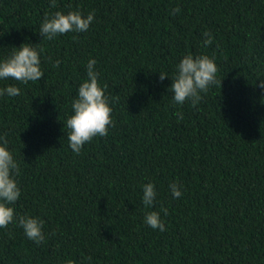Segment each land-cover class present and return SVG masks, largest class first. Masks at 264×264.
<instances>
[{
	"label": "trees",
	"instance_id": "obj_1",
	"mask_svg": "<svg viewBox=\"0 0 264 264\" xmlns=\"http://www.w3.org/2000/svg\"><path fill=\"white\" fill-rule=\"evenodd\" d=\"M56 4L0 0V61L25 43L43 49L41 80H0L20 89L0 96V136L20 168L10 206L45 221L39 244L16 223L0 228V264H264V0ZM56 11L95 19L49 41L39 30ZM186 55L218 68L195 107L168 90ZM92 59L115 127L77 155L64 124ZM147 183L157 193L151 207ZM151 211L165 231L144 222Z\"/></svg>",
	"mask_w": 264,
	"mask_h": 264
},
{
	"label": "clouds",
	"instance_id": "obj_2",
	"mask_svg": "<svg viewBox=\"0 0 264 264\" xmlns=\"http://www.w3.org/2000/svg\"><path fill=\"white\" fill-rule=\"evenodd\" d=\"M50 7H57L56 0H50ZM179 12L180 8L177 7L172 10L171 14L175 15ZM94 19V12L85 17L79 11H71L67 14L56 11L53 16L44 19L39 34L50 41L54 37L68 32H86ZM203 36L204 45H211V33L206 31ZM15 49L7 59L0 61V80L14 79L23 84L41 80L44 77L40 59L43 49L37 50L29 43L22 44ZM60 63L57 60L53 67L58 68ZM95 64L94 59L89 60L87 79L78 88V95L71 104L73 114L67 118L64 124L69 130L67 134L69 146L77 155L81 153L84 145L94 137L107 136L109 127H115L109 98L98 82L99 74L94 70ZM217 71L218 68L214 60L207 55L195 57L186 55L177 65L176 74L171 78L172 84L168 89L172 93L174 103L183 105L185 102L191 101L192 106L195 107L202 99L200 93H207L211 85L218 83L216 80ZM166 77H169L168 74L160 72L161 82ZM259 87L264 88V80H261ZM5 95L19 96L20 89L12 85L0 88V96ZM177 116L183 119L182 113H177ZM0 141H2L0 143V228L6 229L9 224L16 223L23 229L28 239L39 244L45 240L43 232L45 221L39 217L27 215L17 217L15 209L10 206L14 205L21 196V188L16 179L20 174V168L7 147L6 135L0 136ZM142 187V202L146 207H151L157 195L155 186L152 183H147ZM169 188L174 198H180L183 195L178 183H171ZM163 211L167 215V209H163ZM144 222L161 232L166 230L158 212H148L144 217ZM68 264H72V261H69Z\"/></svg>",
	"mask_w": 264,
	"mask_h": 264
}]
</instances>
